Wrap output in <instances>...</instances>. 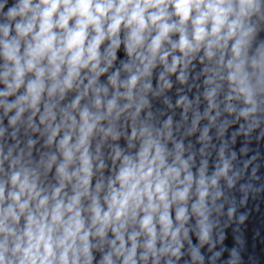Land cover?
I'll list each match as a JSON object with an SVG mask.
<instances>
[{"label": "clouds", "instance_id": "9594fccd", "mask_svg": "<svg viewBox=\"0 0 264 264\" xmlns=\"http://www.w3.org/2000/svg\"><path fill=\"white\" fill-rule=\"evenodd\" d=\"M261 204L264 0H0V264H261Z\"/></svg>", "mask_w": 264, "mask_h": 264}]
</instances>
